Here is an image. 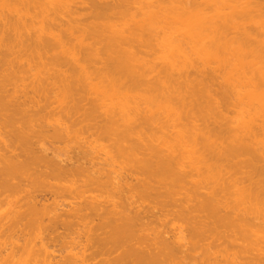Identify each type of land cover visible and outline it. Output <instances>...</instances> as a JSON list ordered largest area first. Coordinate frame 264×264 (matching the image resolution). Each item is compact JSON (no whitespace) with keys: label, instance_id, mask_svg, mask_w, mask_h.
<instances>
[{"label":"bare ground","instance_id":"bare-ground-1","mask_svg":"<svg viewBox=\"0 0 264 264\" xmlns=\"http://www.w3.org/2000/svg\"><path fill=\"white\" fill-rule=\"evenodd\" d=\"M0 264H264V0H0Z\"/></svg>","mask_w":264,"mask_h":264},{"label":"rangeland","instance_id":"rangeland-1","mask_svg":"<svg viewBox=\"0 0 264 264\" xmlns=\"http://www.w3.org/2000/svg\"><path fill=\"white\" fill-rule=\"evenodd\" d=\"M85 11H86L85 13L88 14V13H87V10H85ZM63 145H64V144H63ZM63 145L61 144V146H63ZM59 146H60V145H59ZM61 149H62V147H61ZM64 150H65V147L63 146V151H62L63 153L65 152ZM64 154H65L66 156H68L66 153H64ZM66 156H65V157H66ZM66 203L68 204V202H66Z\"/></svg>","mask_w":264,"mask_h":264}]
</instances>
